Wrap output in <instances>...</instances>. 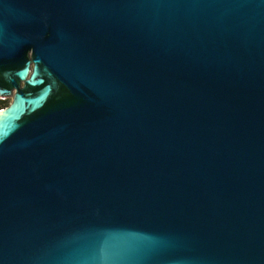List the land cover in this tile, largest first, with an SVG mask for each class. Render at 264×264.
<instances>
[{"label":"water","instance_id":"1","mask_svg":"<svg viewBox=\"0 0 264 264\" xmlns=\"http://www.w3.org/2000/svg\"><path fill=\"white\" fill-rule=\"evenodd\" d=\"M0 264H264V0H0Z\"/></svg>","mask_w":264,"mask_h":264},{"label":"trees","instance_id":"2","mask_svg":"<svg viewBox=\"0 0 264 264\" xmlns=\"http://www.w3.org/2000/svg\"><path fill=\"white\" fill-rule=\"evenodd\" d=\"M9 103H6V101H0V110L3 108H6Z\"/></svg>","mask_w":264,"mask_h":264},{"label":"rangeland","instance_id":"3","mask_svg":"<svg viewBox=\"0 0 264 264\" xmlns=\"http://www.w3.org/2000/svg\"><path fill=\"white\" fill-rule=\"evenodd\" d=\"M0 101H6V103H9L8 106L11 104L12 100L11 99H6V100H0ZM7 106V107H8Z\"/></svg>","mask_w":264,"mask_h":264}]
</instances>
